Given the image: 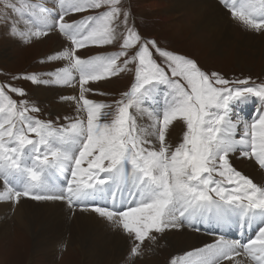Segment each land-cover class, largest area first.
<instances>
[{
  "label": "snow or ice",
  "instance_id": "snow-or-ice-1",
  "mask_svg": "<svg viewBox=\"0 0 264 264\" xmlns=\"http://www.w3.org/2000/svg\"><path fill=\"white\" fill-rule=\"evenodd\" d=\"M120 3L56 0L58 10H50L41 0H3L5 11L19 10L17 17L7 18L13 35L27 42L56 29L71 44L45 58L66 61L44 73L47 79L37 73L12 79L69 86L78 74L79 98L67 99L76 101L86 120L77 116L56 127L29 114L38 112L37 107L9 95L23 97V87L0 83V201L18 203L28 197L90 209L133 238L129 259L140 255L145 240L155 242L156 234L185 225L196 231L201 225L236 227L242 237L255 231L241 239L219 234L212 243L173 256L169 264H245L239 257L264 264V185L229 159L239 151L264 169V112L250 122L239 115L232 119L234 109L253 98L264 102V82L249 86V78L230 81L205 72L195 60L142 37L129 23L130 10ZM221 3L245 28L264 29V0ZM85 12L92 14L66 20ZM117 40V51L77 55L80 49ZM130 64L133 82L118 99L106 104L86 98V84L111 78ZM161 85L164 98L153 105ZM109 114L111 120H105ZM138 116L147 123H138ZM176 121L185 130L173 148L166 137ZM54 174L62 175L66 184L57 186Z\"/></svg>",
  "mask_w": 264,
  "mask_h": 264
},
{
  "label": "rangeland",
  "instance_id": "rangeland-1",
  "mask_svg": "<svg viewBox=\"0 0 264 264\" xmlns=\"http://www.w3.org/2000/svg\"><path fill=\"white\" fill-rule=\"evenodd\" d=\"M41 2L50 10H58L55 0H41ZM175 2L176 0H121L120 6L130 10L129 23H134L142 37L155 39L160 47L195 60L205 72L209 74L217 72L230 81L249 78V86L254 83L264 82V44L262 43L264 29L260 31L248 30L232 18L235 25L234 28L231 27L232 30L227 37H224L225 41L227 40L225 44L197 43L190 40L193 37L187 30L186 22L177 13ZM18 14L19 10L15 8H9L5 11L3 0H0V83H10L23 87L26 93L23 97L13 93H9V95L17 101L24 99L29 102L30 106L34 105L37 107L39 109L38 112H30L29 114L43 121H51L56 127L66 125L77 118V116H83L86 120L85 112L78 113L76 101L67 99L68 97H76L78 100L79 98L80 84L78 74L75 76L73 84L69 86L33 84L24 79H12L13 76L19 74L31 73L40 74L42 79H47L48 77L43 75L44 73L49 69L63 66L66 61L56 60L50 62L45 58L65 47H71L70 42L56 29H53L50 32L51 34L49 33L47 36L27 42L21 37L13 35L9 27L10 21L7 18H15ZM89 14L92 13L85 12L69 15L66 20L72 21L77 18L79 20L82 16ZM189 30L191 32V29ZM119 31L122 32L123 28ZM51 35L57 38L50 40V43H45V40L49 39ZM58 41L60 46L54 49ZM120 43L121 41L117 40L111 45L88 46L78 50L77 55L81 58H87L95 54L110 53L119 50ZM26 54L27 56H24ZM154 57L157 62H160L161 58L159 56L154 54ZM133 79L134 64H130L125 71L111 78L101 80V83L89 82L86 84L85 87L90 89V91L86 92L85 96L97 102L111 104L113 100L120 97L122 92L128 90ZM37 88L42 91H47L46 89L52 90L54 95L48 98H45L44 94V96H38L37 91L35 92ZM66 88L71 89L66 90ZM165 92V86H159L156 97L152 101L153 105L157 101L163 100ZM258 100L253 98L248 103L235 108L232 119H236L237 115H239L250 122L258 112H263V109L258 105ZM245 109L246 113H244ZM106 111L111 113L114 109L109 108ZM132 111L136 115L135 110L133 109ZM104 119L110 121L111 115L109 114ZM139 119L147 122L146 119H141L140 117ZM180 140L181 138H179L177 144ZM154 145L158 147V141L155 140ZM229 159L231 164L235 166L238 158L235 160L230 155ZM252 161L255 162L254 159ZM260 170L263 171L262 169ZM11 214L10 218L7 216L5 220L8 228L3 233L0 232V264H169L173 256L184 253V251H176V248L166 240L167 237H163V233L156 234L157 239L155 242L144 241L141 244L140 255L131 259H129V253L133 243H135L134 240H130L123 251H121V254L115 253L112 256L83 257L81 250L75 248L77 246H75V242L69 241L59 244L55 251L37 250V240L41 239V237L34 235L30 229L26 231L20 227L15 223V219ZM200 228L204 229V227ZM211 228L205 226V233L210 234L212 232ZM202 230L198 232L203 233ZM24 241L28 245L21 243ZM199 247L201 246H196L195 248Z\"/></svg>",
  "mask_w": 264,
  "mask_h": 264
},
{
  "label": "bare ground",
  "instance_id": "bare-ground-1",
  "mask_svg": "<svg viewBox=\"0 0 264 264\" xmlns=\"http://www.w3.org/2000/svg\"><path fill=\"white\" fill-rule=\"evenodd\" d=\"M175 5L177 13L181 15L186 22L187 30L193 37L190 38V40L197 43H216V45H222L227 42L224 37H227L228 33L232 30L231 27L234 28L235 23L232 21L231 13L224 7L221 0H176ZM56 8L58 9L57 4ZM189 29H191V32ZM54 38L57 37L53 35L49 36V39L45 40V43ZM59 41L55 44L54 49L59 47L60 43H62V41L60 43ZM262 43L264 44V39ZM24 56H27V54ZM96 82L101 83L102 81ZM70 89L71 88H66V90ZM46 90L47 91H42L37 88L35 92L37 91L38 96L45 95V98L54 95V91ZM257 102L264 112V102L260 100ZM244 113H246V109ZM137 118L139 119V117ZM139 120L138 123H147ZM184 130L185 125L182 121H176L170 126V131L166 139L173 148L177 144L179 138L182 140ZM154 143L155 139H153V144ZM231 156L235 160L238 158L233 167L241 171L244 175L249 176L255 183L264 185V169L261 171L259 166L252 161L253 159L241 157L239 151L231 154ZM52 181L57 186L66 184L64 177L59 174H54L52 176ZM2 190L3 183L0 182V191ZM100 203L101 206H103V202ZM10 214L14 217L15 223L24 230L28 231L30 229L33 231L34 235L41 237V239L37 240V250L55 251L59 244L69 241L75 242V246L77 245L75 248L81 250L83 257L112 256L115 253L121 254V251H123L130 240H133V238L125 234L122 229L113 227L110 222L100 217L97 213L90 209L81 210L79 205L69 207L66 201H36L28 197H21L18 203L10 200H2L0 201L1 233L8 228L5 220L7 216L10 218ZM205 226L212 227V232L210 234L205 233ZM205 226H200L204 227L203 230L200 228L203 233L185 225L179 230L170 229L165 231L163 237H167L166 240L176 248V251L187 252L196 246L202 247L205 244L212 243L219 234H223L226 237L229 235L234 239L245 238L249 234L245 231L242 237L241 233L234 235L227 231L230 227L217 229L213 225ZM235 232H240V230L236 228ZM250 237L251 235L247 238ZM145 242H147V240H145ZM21 243L28 245L25 241ZM79 258L81 257L79 256ZM239 259L244 260L245 264H251L246 257H239ZM223 264H232V262L224 261Z\"/></svg>",
  "mask_w": 264,
  "mask_h": 264
}]
</instances>
